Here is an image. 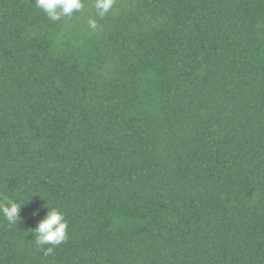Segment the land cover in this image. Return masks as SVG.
<instances>
[{"label": "trees", "instance_id": "trees-1", "mask_svg": "<svg viewBox=\"0 0 264 264\" xmlns=\"http://www.w3.org/2000/svg\"><path fill=\"white\" fill-rule=\"evenodd\" d=\"M0 264H264V0H0Z\"/></svg>", "mask_w": 264, "mask_h": 264}]
</instances>
